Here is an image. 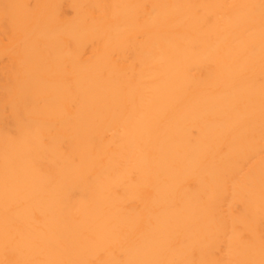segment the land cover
Masks as SVG:
<instances>
[{
    "label": "bare ground",
    "instance_id": "1",
    "mask_svg": "<svg viewBox=\"0 0 264 264\" xmlns=\"http://www.w3.org/2000/svg\"><path fill=\"white\" fill-rule=\"evenodd\" d=\"M0 264H264V0H0Z\"/></svg>",
    "mask_w": 264,
    "mask_h": 264
}]
</instances>
